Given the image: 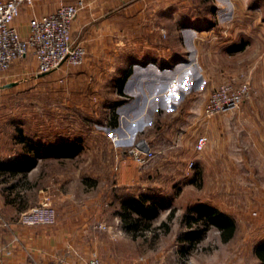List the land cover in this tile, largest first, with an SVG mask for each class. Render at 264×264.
Segmentation results:
<instances>
[{
  "label": "crops",
  "instance_id": "obj_1",
  "mask_svg": "<svg viewBox=\"0 0 264 264\" xmlns=\"http://www.w3.org/2000/svg\"><path fill=\"white\" fill-rule=\"evenodd\" d=\"M60 1L80 4L70 30L73 42L86 49L84 61L62 63L56 70L37 74L28 54L0 76V86L7 90L0 105V219L8 221L6 225L0 220V258L3 264H84L95 251L104 264H137L120 244L129 240L131 229L118 222L117 203L118 188L126 190L135 177L124 164L129 160H120L123 155L117 149L132 132L124 128L123 115L107 125L127 135L116 143L90 123L107 124L101 117L100 83L115 82L118 90L123 81L145 82L143 76L152 73L150 82L155 72L161 79L180 68L178 47L169 52L167 42L145 21L152 14L147 6L159 1L162 7L166 0H40L22 5L14 20L19 32L27 31L33 15L53 10ZM193 57L201 80L216 83L208 70L210 59L196 52ZM46 79L45 88L41 82ZM45 97L48 105H34ZM24 99L26 105L20 103ZM73 147L76 150L70 154ZM19 161L24 164L17 166ZM96 163L102 167L92 169ZM82 166L88 169L82 171ZM45 193L56 209L53 224L14 222L20 211L40 203ZM253 230L240 236L235 230L226 241L240 239L243 258L260 264L264 231Z\"/></svg>",
  "mask_w": 264,
  "mask_h": 264
},
{
  "label": "rangeland",
  "instance_id": "obj_2",
  "mask_svg": "<svg viewBox=\"0 0 264 264\" xmlns=\"http://www.w3.org/2000/svg\"><path fill=\"white\" fill-rule=\"evenodd\" d=\"M250 1L166 0L162 7L159 1L152 3L147 6L151 20L145 21L167 42L169 52L178 47L180 68L161 79L155 72L157 81H147L152 73L143 76L145 82L123 81L121 93L115 82L100 83L103 122L108 125L114 115L117 120L123 115L124 128L132 132L117 148L120 153L142 139L161 148L144 165L125 162L135 171L134 181L126 190L118 188L120 195L142 190L160 201L155 217L140 220L130 228L129 240L120 243L137 264H250L239 251L240 239L224 241L215 225L193 218L195 205L203 202L232 215L239 236L255 227L264 231V0L254 5ZM195 52L210 59L213 85L201 80ZM47 81L41 82L45 88ZM226 81L246 82L248 97L237 107L205 115L209 92ZM6 91L0 86V105ZM179 94L183 98L176 106L172 100ZM20 103L26 105L25 99ZM34 105L46 106L48 99ZM199 134L207 135L202 150L194 148ZM101 167L96 163L92 169ZM193 227H202L198 236L181 239Z\"/></svg>",
  "mask_w": 264,
  "mask_h": 264
},
{
  "label": "built area",
  "instance_id": "obj_3",
  "mask_svg": "<svg viewBox=\"0 0 264 264\" xmlns=\"http://www.w3.org/2000/svg\"><path fill=\"white\" fill-rule=\"evenodd\" d=\"M39 0H0V76L11 67L12 63L30 54L35 61L34 73H47L56 70L62 63L78 65L84 61L86 49L81 43H74L71 38V23L78 9V3L59 2L57 6L40 15H33L25 33H20L14 22L22 5L32 6ZM246 82L235 84L222 82L211 89L205 104V115L237 107L241 100L248 97ZM183 94L173 99L172 104H180ZM95 129L105 132L113 143L126 138L119 135L115 127L102 123H94ZM207 142L206 134L197 135L194 148L202 150ZM126 153L120 160L132 159L138 165H144L152 159L160 146L150 145L145 139L132 143L126 148ZM56 219V209L51 196L45 193L40 203L32 205L18 213L14 222L21 225L53 224ZM1 220V219H0ZM3 224L8 221L1 220ZM120 231L118 230L117 233ZM13 240L17 239L14 235ZM6 251H9L6 249ZM0 264L2 260L0 258ZM84 264H104L98 254L92 251Z\"/></svg>",
  "mask_w": 264,
  "mask_h": 264
},
{
  "label": "trees",
  "instance_id": "obj_4",
  "mask_svg": "<svg viewBox=\"0 0 264 264\" xmlns=\"http://www.w3.org/2000/svg\"><path fill=\"white\" fill-rule=\"evenodd\" d=\"M259 1L260 0H251L250 4L254 5ZM121 88L122 82L118 86V91L120 93ZM114 117L115 119L112 121V123L116 124V116L114 115ZM75 150L76 148L73 147L70 154H73ZM16 164L17 166H19L21 164H24V162L19 161ZM149 195L151 194L142 190H138L128 195H120V208L118 214L123 222V225L126 228H135L137 227L140 220H149L155 217V215L157 214L156 202L160 201L156 200L154 197H152V199H149ZM194 209L196 210V214L193 217L194 220L198 221L199 219H201L205 224L212 223L213 225H215L220 231L222 240L226 241L234 234L236 230V221L232 215L203 202L195 205ZM201 229L202 227L188 228L180 237L183 240L188 239L189 241H192L198 236ZM260 264H264V261Z\"/></svg>",
  "mask_w": 264,
  "mask_h": 264
}]
</instances>
